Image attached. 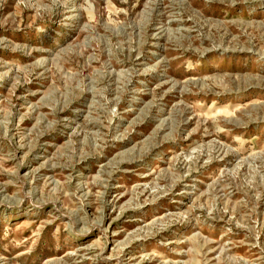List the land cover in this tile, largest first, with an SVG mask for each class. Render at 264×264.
<instances>
[{"label": "rangeland", "instance_id": "374dc122", "mask_svg": "<svg viewBox=\"0 0 264 264\" xmlns=\"http://www.w3.org/2000/svg\"><path fill=\"white\" fill-rule=\"evenodd\" d=\"M0 264H264V0H0Z\"/></svg>", "mask_w": 264, "mask_h": 264}]
</instances>
